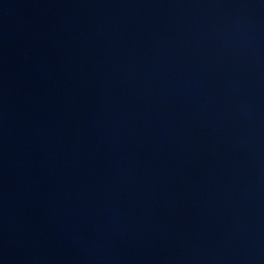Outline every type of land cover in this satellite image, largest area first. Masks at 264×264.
Masks as SVG:
<instances>
[{
	"label": "water",
	"instance_id": "obj_1",
	"mask_svg": "<svg viewBox=\"0 0 264 264\" xmlns=\"http://www.w3.org/2000/svg\"><path fill=\"white\" fill-rule=\"evenodd\" d=\"M0 264H264V0H0Z\"/></svg>",
	"mask_w": 264,
	"mask_h": 264
}]
</instances>
